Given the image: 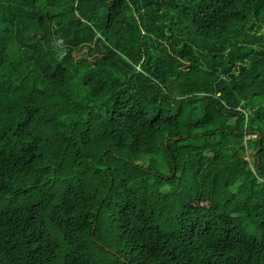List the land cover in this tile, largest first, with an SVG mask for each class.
<instances>
[{
  "label": "trees",
  "instance_id": "16d2710c",
  "mask_svg": "<svg viewBox=\"0 0 264 264\" xmlns=\"http://www.w3.org/2000/svg\"><path fill=\"white\" fill-rule=\"evenodd\" d=\"M0 264H264V0H0Z\"/></svg>",
  "mask_w": 264,
  "mask_h": 264
}]
</instances>
